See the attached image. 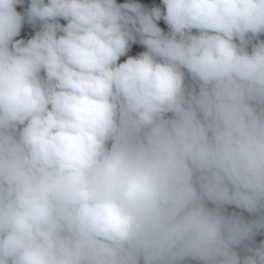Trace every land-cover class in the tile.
<instances>
[{
    "label": "clouds",
    "instance_id": "clouds-1",
    "mask_svg": "<svg viewBox=\"0 0 264 264\" xmlns=\"http://www.w3.org/2000/svg\"><path fill=\"white\" fill-rule=\"evenodd\" d=\"M262 37L264 0H0V264H264Z\"/></svg>",
    "mask_w": 264,
    "mask_h": 264
},
{
    "label": "trees",
    "instance_id": "trees-1",
    "mask_svg": "<svg viewBox=\"0 0 264 264\" xmlns=\"http://www.w3.org/2000/svg\"><path fill=\"white\" fill-rule=\"evenodd\" d=\"M22 35H23V32H22ZM262 38H264V37H262ZM228 211L229 212H232V211L239 212L240 210L239 209H235V207H229L228 206ZM243 215L246 216V217H248L249 214L245 212V213H243ZM261 239H264V235H259V236L256 237L257 242H259Z\"/></svg>",
    "mask_w": 264,
    "mask_h": 264
}]
</instances>
